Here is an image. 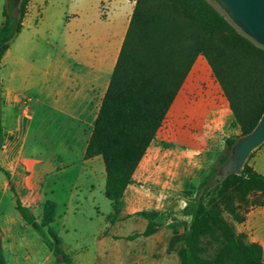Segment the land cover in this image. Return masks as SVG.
Returning a JSON list of instances; mask_svg holds the SVG:
<instances>
[{
	"label": "crops",
	"instance_id": "0c3cea01",
	"mask_svg": "<svg viewBox=\"0 0 264 264\" xmlns=\"http://www.w3.org/2000/svg\"><path fill=\"white\" fill-rule=\"evenodd\" d=\"M133 6L129 0H29L21 30L0 62L2 123L6 135L17 139L9 154L38 155L37 190L29 195L38 207L53 202L56 221L67 216H57L58 192L67 194L68 204L88 194L90 220L98 225L95 243L101 244L141 234L150 223L155 234L184 233L197 186L224 139L240 134L227 99L197 55L128 184L115 203L106 197L103 161L85 160L84 153ZM35 120L37 152L26 148ZM143 212L157 216H137Z\"/></svg>",
	"mask_w": 264,
	"mask_h": 264
},
{
	"label": "trees",
	"instance_id": "16d2710c",
	"mask_svg": "<svg viewBox=\"0 0 264 264\" xmlns=\"http://www.w3.org/2000/svg\"><path fill=\"white\" fill-rule=\"evenodd\" d=\"M129 1L134 3L132 14L84 159L101 157L105 195L115 203L195 57L200 55L227 99L240 134L224 139L223 151L197 186L194 205L186 210L191 219L185 234L171 242L180 243L178 264H264L260 247L241 239L222 216L227 213L235 223H241L250 210L264 207V175L246 159L239 174H230L211 185L219 178L218 169L236 140L250 134L264 113V48L243 35L211 0ZM28 2L21 0L18 20L6 6L2 8L0 62L21 30ZM5 139L0 79V153ZM0 173L9 180L8 172L1 167ZM51 208L54 212V203H44L43 218L37 223L15 198V211L21 220L33 228L54 257L69 263L48 229ZM137 216L152 220L157 213ZM155 231L150 223L141 234L126 240L148 237ZM205 238L220 246L207 258L201 256Z\"/></svg>",
	"mask_w": 264,
	"mask_h": 264
},
{
	"label": "rangeland",
	"instance_id": "374dc122",
	"mask_svg": "<svg viewBox=\"0 0 264 264\" xmlns=\"http://www.w3.org/2000/svg\"><path fill=\"white\" fill-rule=\"evenodd\" d=\"M14 2L0 0V24L3 21L1 11L4 6L13 16L15 15ZM6 121L7 117L4 116L3 122ZM36 124L35 120L28 138L29 145L26 147L27 150L35 152H37ZM16 140L11 134H7L0 153V167L10 175L8 181L0 173V264H178L180 243L171 240L174 237H182L185 232L172 236L169 233H154L151 240L139 237L127 241L126 238L134 234L129 233L120 240L95 243L94 235L98 225L96 221L90 220L94 216L88 194L77 196L68 204L65 201L67 198L65 192H58L56 196V212L60 218L63 213L67 216L64 220L55 221V212L52 208L49 209L52 224L48 229L56 236L60 249L70 262H63L60 256L54 257L42 243L39 235L32 227L26 225L15 211L17 197L39 223L43 218L44 205L42 203L41 207H38L34 196L29 195L31 189L37 190V177L33 168L37 167L38 155L21 152L10 155L9 151ZM246 162L264 174V143L250 153ZM50 189L51 192L54 191L52 185ZM98 197L100 200L103 199L101 195ZM100 208L107 212L102 202ZM222 216L241 239L260 247L264 259V207L250 210L241 223H235L227 213H223ZM219 247L212 239L205 238L201 243V256L211 257L219 251Z\"/></svg>",
	"mask_w": 264,
	"mask_h": 264
},
{
	"label": "water",
	"instance_id": "95a60500",
	"mask_svg": "<svg viewBox=\"0 0 264 264\" xmlns=\"http://www.w3.org/2000/svg\"><path fill=\"white\" fill-rule=\"evenodd\" d=\"M227 19L246 37L264 48V0H211ZM16 20L20 16L21 0L13 3ZM264 143V113L253 131L236 140L226 162L218 169L219 178L211 185L222 182L230 174H239L249 154Z\"/></svg>",
	"mask_w": 264,
	"mask_h": 264
}]
</instances>
